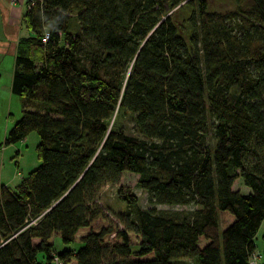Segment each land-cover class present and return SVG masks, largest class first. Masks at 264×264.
<instances>
[{
	"label": "trees",
	"instance_id": "obj_1",
	"mask_svg": "<svg viewBox=\"0 0 264 264\" xmlns=\"http://www.w3.org/2000/svg\"><path fill=\"white\" fill-rule=\"evenodd\" d=\"M232 1L25 0L9 87L21 112L0 148L34 133L38 166L0 185V264H264V0ZM119 113L138 136L112 129ZM122 173L149 204L193 209L127 194L108 222L97 195Z\"/></svg>",
	"mask_w": 264,
	"mask_h": 264
},
{
	"label": "rangeland",
	"instance_id": "obj_2",
	"mask_svg": "<svg viewBox=\"0 0 264 264\" xmlns=\"http://www.w3.org/2000/svg\"><path fill=\"white\" fill-rule=\"evenodd\" d=\"M206 3L208 5L209 11L224 13L228 11H232L234 9V3L232 0H206ZM173 20L178 26H181L183 29V36L186 38L187 31H186V24L184 21L189 15V10L187 8L181 7L180 9H175L173 12ZM9 62V59H8ZM11 66H7V62L1 65L0 70V81L3 82L5 77L7 76V72L10 73ZM7 99L4 97L0 98V124L3 123V121H8L9 125L10 123L13 125V123L19 119L20 117V104L17 99V97H13L12 101L9 103V111H6L5 108L7 106ZM9 112V113H8ZM10 115L9 120L7 119ZM11 125V126H12ZM9 126V127H11ZM110 126L112 129L115 130H121L126 135H134L138 136L137 133L134 130L133 124H132V118L127 113H119L116 116H114L110 122ZM110 127V128H111ZM18 143L14 144L17 145ZM13 145V146H14ZM26 145H31L30 143H26ZM30 153L32 155H27V158H25L24 164H28L31 161L35 160V152L34 149H30ZM29 160V161H28ZM36 162V161H34ZM24 169H26L24 167ZM30 169V168H29ZM24 171V172H21ZM19 172L21 175H25V170H23L21 167H19ZM136 180L137 176L135 174L131 173H122L120 174L119 180L115 185H105L100 188V191L97 195L96 203L102 211L105 213L107 221L111 222L115 225H119V220L117 216L119 214H123L126 210V204L121 201V197L126 196L127 194L133 196L136 201V207L140 209L153 207L158 211H161L163 213H171L174 211L177 212H185L188 210H192L193 207L191 206H169V205H151L148 202L147 194L136 187ZM18 182V178H15L11 181L9 186L13 187ZM231 189L233 191H238L241 194L248 193L247 188H245L242 184V181L240 179H236L232 185ZM264 234V220L260 223L258 230L255 234V237L253 239V243L255 246V253H259L262 244H261V236ZM80 247V244H70L68 246H63L60 244L59 241H55L54 243V251L58 252L61 249H73L76 251ZM176 264H195L193 260L190 258L181 259Z\"/></svg>",
	"mask_w": 264,
	"mask_h": 264
},
{
	"label": "crops",
	"instance_id": "obj_3",
	"mask_svg": "<svg viewBox=\"0 0 264 264\" xmlns=\"http://www.w3.org/2000/svg\"><path fill=\"white\" fill-rule=\"evenodd\" d=\"M24 10L25 0H0V70L3 63L7 62V66H11V71L10 73L7 72L5 80L3 82L0 81V98L4 97L8 100L5 108L6 111H9V103L15 97L10 93L9 88L15 45L19 38L30 35L29 31L21 24V16ZM7 116L9 120L10 115L7 114ZM11 125L6 120L0 124V142ZM37 141V136L34 133H30L17 145L0 148V185L11 187L9 184L13 179L18 178L19 180L38 166V161L34 156L35 160L24 164L26 169L23 167V163L26 161L25 158H27V155H32L30 149L35 148ZM26 143H30L31 145H26ZM19 167L25 170V175H21Z\"/></svg>",
	"mask_w": 264,
	"mask_h": 264
},
{
	"label": "built area",
	"instance_id": "obj_4",
	"mask_svg": "<svg viewBox=\"0 0 264 264\" xmlns=\"http://www.w3.org/2000/svg\"><path fill=\"white\" fill-rule=\"evenodd\" d=\"M45 38H46V36H45ZM42 41L44 42L45 40H42ZM255 261H256V256L254 255L251 257L249 264H255ZM55 264H57L56 261H55Z\"/></svg>",
	"mask_w": 264,
	"mask_h": 264
}]
</instances>
